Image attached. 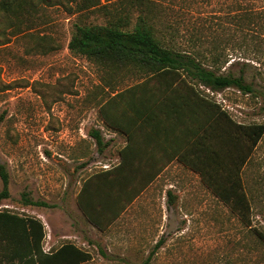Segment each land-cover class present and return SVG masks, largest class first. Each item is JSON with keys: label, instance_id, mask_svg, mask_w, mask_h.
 Instances as JSON below:
<instances>
[{"label": "rangeland", "instance_id": "obj_1", "mask_svg": "<svg viewBox=\"0 0 264 264\" xmlns=\"http://www.w3.org/2000/svg\"><path fill=\"white\" fill-rule=\"evenodd\" d=\"M123 3H129V27L139 15H147L162 42L193 54L219 56L225 62L222 73L230 64L264 54V20L251 25L246 17L249 12L264 10V0ZM101 5L106 9L84 13L86 23L106 24L115 19L114 9L122 8L120 0H101ZM46 14L49 24L39 26L35 34L52 36L58 50L43 54L33 40L21 35L9 36L8 44L0 46V114L4 113L0 163L9 176V195L0 199V213L41 220L46 216L55 233L43 222V249L49 252L63 243H73L90 252L92 260L86 264H142L153 250L147 264H264V246L254 232L211 193L193 185V177L174 168L126 209L117 224L116 243H107L88 225L77 207V194L87 177L118 163L125 139L108 131L99 116V104L107 90L104 72L67 49L75 16L62 8L46 10ZM252 65L259 69L258 64ZM132 82L125 79L118 88ZM206 94L235 121L264 125V97L254 100L235 90ZM91 130H99L108 145L97 148ZM242 180L248 194L255 196L251 224L264 234V135L242 172ZM186 184L197 188V196L179 200ZM168 187L177 199L174 205H167L165 197L164 206L163 191ZM25 198L44 205H25ZM81 235L87 242L83 245L76 238ZM159 241L162 243L154 249Z\"/></svg>", "mask_w": 264, "mask_h": 264}, {"label": "trees", "instance_id": "obj_2", "mask_svg": "<svg viewBox=\"0 0 264 264\" xmlns=\"http://www.w3.org/2000/svg\"><path fill=\"white\" fill-rule=\"evenodd\" d=\"M120 2L122 8L114 9V20L93 24L84 21V13L106 9L101 0H0V46L8 44L9 36L21 35L33 40L43 54L58 50L52 36L35 32L49 24L45 9L62 8L75 16L67 49L105 74L107 90L99 104V116L108 131L124 137L125 144L115 166L84 180L76 197L79 211L103 231L176 160L197 174L201 184L264 246V234L251 224L255 196L248 194L242 180V172L264 135V125L235 121L206 94L235 90L254 100L264 97V54L230 64L222 73L225 62L219 56L193 54L162 42L147 15H139L129 27L128 4L132 2ZM249 13L246 17L251 25L264 20V10ZM125 79L133 82L119 89ZM3 121L4 113L0 125ZM90 137L100 150L108 145L99 130H91ZM162 140H168L176 151L165 155L150 150L160 147ZM0 180V199L7 198L9 176L1 163ZM24 202L44 205L29 198ZM169 202L174 205L172 198ZM44 237L39 218L1 212L0 264H86L92 260L90 252L70 242L45 253ZM153 251L142 264L150 261Z\"/></svg>", "mask_w": 264, "mask_h": 264}, {"label": "crops", "instance_id": "obj_3", "mask_svg": "<svg viewBox=\"0 0 264 264\" xmlns=\"http://www.w3.org/2000/svg\"><path fill=\"white\" fill-rule=\"evenodd\" d=\"M53 8H47L45 9V14H46V10H51ZM47 16V14H46ZM151 151H154V152H158V153H165V155H171L173 152H175V148H173V146L171 145V143L168 141V140H162L161 142V146L158 147V146H153V147H150ZM163 153V154H164ZM171 168H174V169H178V171H180L181 173H184L185 175L187 176H190V177H193L195 179V182L192 183L193 185L197 186L199 188H202L203 192L204 193H207L210 195V192L201 184L200 182V179H199V176L187 169H185L184 167H182V165L176 161V160H173L171 161L168 165H166V167L162 170L161 174L157 177L159 178L162 174L166 173L168 170H170ZM157 179H155V181H153L150 185H148L146 187V191H149V189L155 184ZM198 181V182H197ZM168 190L167 191H163V198H162V203L163 205L165 206V202H164V199L165 197H167V205L170 204L169 202V199L172 198L173 199V204L175 203L176 201V196L172 194V191L170 190L171 188H167ZM197 188H192V185L191 184H186L184 187H183V192L180 194V197H179V200H181V198H192V197H196L197 196ZM167 192H170V196L168 195ZM123 213L121 214V216H119L118 219H116L113 223H111L110 225H108L103 231H99L97 230L93 225H91L88 221H86L88 223V225L93 229L95 230L99 236L101 237H104L105 238V241L107 243H116L117 241V236H116V231H117V224L118 222L122 219V216ZM186 216V215H185ZM42 217V223L44 222V224L47 225L48 227V230L55 233V227H53V225L51 223L48 222L46 216H41ZM84 217V216H83ZM85 219V218H84ZM86 220V219H85ZM84 226V223H83V219L82 221H80L79 223V228L81 229L82 227ZM163 226H164V215L161 217V230H163ZM83 233V232H82ZM81 233V234H82ZM162 234V232H159ZM78 239V241H80V243L83 245L87 242H85L83 238V236L81 235V237H76ZM101 256H106V252L104 253L102 250H99ZM121 260H119L120 262Z\"/></svg>", "mask_w": 264, "mask_h": 264}, {"label": "built area", "instance_id": "obj_4", "mask_svg": "<svg viewBox=\"0 0 264 264\" xmlns=\"http://www.w3.org/2000/svg\"><path fill=\"white\" fill-rule=\"evenodd\" d=\"M46 249H47V248H46ZM43 251H44L45 253H47V251H46V250H44V249H43Z\"/></svg>", "mask_w": 264, "mask_h": 264}]
</instances>
